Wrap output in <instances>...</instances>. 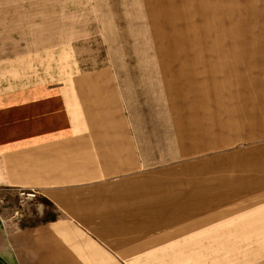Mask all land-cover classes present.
<instances>
[{
    "label": "rangeland",
    "instance_id": "obj_1",
    "mask_svg": "<svg viewBox=\"0 0 264 264\" xmlns=\"http://www.w3.org/2000/svg\"><path fill=\"white\" fill-rule=\"evenodd\" d=\"M26 84L118 137L134 234L179 233L134 264H264V0H0V89Z\"/></svg>",
    "mask_w": 264,
    "mask_h": 264
},
{
    "label": "crops",
    "instance_id": "obj_2",
    "mask_svg": "<svg viewBox=\"0 0 264 264\" xmlns=\"http://www.w3.org/2000/svg\"><path fill=\"white\" fill-rule=\"evenodd\" d=\"M73 98L67 85L0 89V264H134L135 255L164 257L163 242L179 240V233L134 234L135 202L119 200L107 161L113 152L116 158L119 139L101 135L91 121L75 124ZM88 104V98L78 102ZM17 188L38 195L18 203ZM142 240L147 243H135ZM175 245L177 257L195 249ZM167 255L174 253L167 249Z\"/></svg>",
    "mask_w": 264,
    "mask_h": 264
},
{
    "label": "built area",
    "instance_id": "obj_3",
    "mask_svg": "<svg viewBox=\"0 0 264 264\" xmlns=\"http://www.w3.org/2000/svg\"><path fill=\"white\" fill-rule=\"evenodd\" d=\"M16 194L19 202L23 203L25 201L26 202L33 201L35 199L37 192L32 188H27V189L17 188Z\"/></svg>",
    "mask_w": 264,
    "mask_h": 264
}]
</instances>
